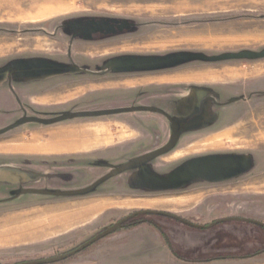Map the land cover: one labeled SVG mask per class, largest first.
I'll use <instances>...</instances> for the list:
<instances>
[{
    "label": "rangeland",
    "instance_id": "1",
    "mask_svg": "<svg viewBox=\"0 0 264 264\" xmlns=\"http://www.w3.org/2000/svg\"><path fill=\"white\" fill-rule=\"evenodd\" d=\"M263 49L264 0H0V130L10 127L0 133V143L104 124L89 130L95 139L87 148L93 150L0 157L14 185L0 209V264L60 255L139 210L200 225L234 215L264 223V58H209ZM68 67L109 71L88 76L63 69ZM163 75L160 80L189 82L149 88L144 83L139 89L118 83ZM217 89H231L222 92V100L240 93L253 94L252 100L222 108L206 127L184 130L180 143L146 168H128L91 189L113 169L159 145L162 141L154 144L152 136L167 133L162 119L123 112L53 124L18 122L131 106L161 107L182 116L195 113ZM211 164L229 171L215 177ZM187 165H198L195 176L176 181V171ZM99 199L104 208L96 210ZM219 213L226 216H208ZM203 214L208 217L200 218ZM144 218L163 227L173 245L182 242L174 250L186 258L201 256V244H195L204 241L201 232L218 229L199 231L155 215ZM233 225L255 231L241 233L239 243L264 247L257 226L217 227ZM171 254L157 231L142 223L51 264H173Z\"/></svg>",
    "mask_w": 264,
    "mask_h": 264
},
{
    "label": "crops",
    "instance_id": "2",
    "mask_svg": "<svg viewBox=\"0 0 264 264\" xmlns=\"http://www.w3.org/2000/svg\"><path fill=\"white\" fill-rule=\"evenodd\" d=\"M114 65H111L113 68ZM83 71H77L78 73H83L88 76L103 75L109 71V68L94 69H84ZM166 76L155 77L154 80L146 81L138 79H127L123 82L126 83L125 86L128 89H139L144 86L147 88L155 85L163 84H177L179 82H189V81H169L160 80ZM138 85V87H137ZM129 113V112H128ZM93 125V126H89ZM88 127L81 128H67L56 131H49L46 137L39 134H33L29 139H18L15 141H6L0 143V157H5L7 159L14 158L24 153H69V152H84L93 149H88L87 147L94 142L93 133L94 126L99 128H104L103 123H92L87 124ZM89 130H92L89 131ZM95 149V148H94ZM13 176L8 172L5 166H0V209L2 205L7 204V193L9 189H13L12 183ZM141 205H153V203L143 202ZM104 200L99 199L93 204V208L96 210L103 209ZM213 217H225V213H219L217 215H208ZM207 215H201L205 219ZM199 218V217H198ZM247 225H233L232 227L223 226L216 227L218 229H213L208 232H201L202 237H206L207 241H195V244L199 245V250L201 256H196L192 258L193 260H186L174 257L170 260L173 264H264V251L257 252L262 246L256 243L243 244L239 243L241 233H255L251 229H246ZM235 228V230H233ZM219 231L228 232L223 234L222 237L218 238L213 236V234ZM236 237V242L232 243L230 240ZM205 242V243H203ZM203 244V245H202ZM257 253H256V252ZM251 253L249 256L247 254ZM173 256V255H172ZM195 259V260H194ZM197 259V260H196Z\"/></svg>",
    "mask_w": 264,
    "mask_h": 264
},
{
    "label": "flooded vegetation",
    "instance_id": "3",
    "mask_svg": "<svg viewBox=\"0 0 264 264\" xmlns=\"http://www.w3.org/2000/svg\"><path fill=\"white\" fill-rule=\"evenodd\" d=\"M225 90L229 92L231 89H224V90L223 89H217V91H214V92H210L209 91L210 93H209V95H206V98H204L205 100H202L198 104V108H197L196 112H201L200 114L195 112V113H192V114H185V115H182V116L181 115H175V114L171 113V111H168L165 108L155 107V106H145V107H155V108L161 110L163 113L150 112V111L129 112V113H136V112L152 113L154 116H157V117L162 119L163 123L165 124V127L168 130V131H166L167 133L165 134V136H161V135L152 136V142L154 144L157 143V141H160V140L162 141L159 145L156 144V146H154V148H152L151 150H148V151H146V152H144V153H142L140 155L134 156L132 159H130L129 162L139 158L140 156H142V155H144L146 153H150V152H153L155 150H158V149H161L163 147H166L172 141L173 135L176 134V137L173 140L171 148L165 154L171 152L180 143V139L182 138V135H183L182 133H183L184 130L191 129V128H194L196 126L198 127V126H201V125H203V127H206L205 123H209V122L215 120L216 118L220 117V116H218L219 113H217V112H219V110H221L222 108L223 109L228 108V110H229V108L233 104H236L237 102H248V101L252 100V95L253 94L250 95V97H242V95H241L242 93H240L239 94L240 96L237 97V98L228 99V100H222L221 99L222 92H224ZM240 92H242V91H240ZM255 93H257V92H255ZM131 107H140V106H131ZM79 112H85V111H79ZM73 113H78V112H73ZM191 131H194V130H191ZM162 138H164V139H162ZM231 157H236V156H231ZM237 158H239V159H237ZM237 158H236L237 160H242L241 163L245 162V161L243 162L242 157H237ZM246 158H248V157L245 156L244 159H246ZM148 162H144V163H141V164L143 165L144 168H146L145 165ZM238 163H240V162H237V164ZM137 167H140V165L137 166ZM240 170H241V168L237 172H240ZM228 171H229L228 167L219 165V166H217V169L214 172L210 173V174L215 176V177H219L221 175H223V176L226 175L227 174L226 172H228ZM226 180H229V179H226ZM149 215H153V214H143V215L134 216V217L130 218L129 220H127L125 223H123L121 228L136 227L137 224L141 225L142 223L143 224H145V223L149 224L160 235V237L163 240V243H164L165 247L168 248V249H171V253H172L171 255H173V257L180 258V259H186V260H193L192 258H188V257L186 258L185 256H183L181 254H177L175 252L174 248L176 246H180L182 244V242L175 243V245H173L171 243V239H170L169 233L167 231H165V229L163 227H160L154 221H150V220H147V219L144 218L145 216H149ZM155 216L163 217L165 219H168V220L174 221L176 223H179L182 226H185V227H188V228L194 229V230H199V231H204V230L206 231V230H209L211 228H215L218 225L220 226L223 223H229V222H223V223H218V224L214 225L211 228L197 229L195 227H192V226H189V225L183 223L181 220H185V219H183V218H181L180 216H177V215L170 214L169 216H165V215H155ZM230 217L248 218V219L255 220V219H253L251 217H246L244 215L243 216L242 215H234V216H230ZM186 221H188V220H186ZM256 221H258V220H256ZM188 222L193 223V224H197L196 222H192V221H188ZM231 223H246V222L231 221ZM246 224H251L253 226H257L264 233V223H263L262 227L258 226V225H254L252 223H246ZM197 225H200V224H197ZM225 233L228 234V232L219 231L218 233L213 234V236H215V237L217 236L218 238H220ZM182 237H184V236H182ZM201 239L204 240V241H207L206 237H202ZM262 251H264V247L259 249V252H262ZM76 254H74V255H76ZM250 254L251 253L245 255V257L249 256Z\"/></svg>",
    "mask_w": 264,
    "mask_h": 264
},
{
    "label": "water",
    "instance_id": "4",
    "mask_svg": "<svg viewBox=\"0 0 264 264\" xmlns=\"http://www.w3.org/2000/svg\"><path fill=\"white\" fill-rule=\"evenodd\" d=\"M211 60H229V59H244V58H251V59H256V58H264V49L258 52H254V51H241L238 53H224L221 55H217V56H211L209 57ZM166 62L165 64L168 63V61H163V63ZM66 70H70V71H83L81 68L78 67H68V68H63ZM135 111H150V112H157V113H163L161 110L155 108V107H145V106H140V107H128V108H120V109H113V110H108V111H94V112H90V111H85V112H78V113H65L63 115H60L58 117H54V118H50V119H42V118H35V117H22L18 122L19 123H27V122H33V123H42V124H53V123H57L60 121H64V120H69V119H74L77 117H94V116H100V115H107V114H116V113H123V112H135ZM10 128V127H8ZM8 128L4 129V130H0V133L3 131H6ZM176 134L173 135L172 141L166 146L163 147L161 149L155 150L153 152L150 153H146L142 156H140L139 158L128 162L125 165L120 166L117 169H113L110 173H108L107 175H105L104 177L100 178L98 181H96L93 185H91L90 187H88L89 189L93 188L95 186V184H98L99 182L116 175L117 173L124 171L128 168H133V167H137V166H141V168H143V165L141 163L144 162H148L152 159H155L163 154H165L172 146L173 140L175 139ZM187 166H182L181 168L178 169V171H176V175H175V180L179 181V180H183L185 178H188L190 175H194L197 172L196 168L198 165L196 166H192V167H188ZM217 166L219 165H213L211 164V166H208L210 168H212V172H214L217 169ZM220 170V169H219ZM211 175V174H210ZM170 179V178H169ZM168 178H166V180L164 181L165 183H169ZM88 190V189H87ZM27 192H41V191H27ZM58 194V193H56ZM143 214H153V215H165V216H169L170 214L162 212V211H153V210H139V211H135L129 215H127L126 217L116 221L115 223L111 224L109 227L103 229L102 231L98 232L97 234H95L94 236H92L91 238H89L88 240L84 241L82 244H80L79 246L75 247L72 250H69L67 252H64L60 255L57 256H52V257H47V258H41V259H36V260H26V261H20L17 262L15 264H51V263H56V262H60L63 261L71 256H73L74 254L82 251L83 249L87 248L88 246H90L91 244L95 243L96 241H98L99 239L114 233L115 231L119 230L123 223H125L127 220H129L130 218L137 216V215H143ZM183 223L195 227L197 229H203V228H211L214 225L218 224V223H223V222H231V221H242V222H246V223H252L254 225H258V226H263L262 222L256 221V220H252V219H248V218H239V217H228V218H222V219H218L213 221L212 223L206 224V225H197V224H193L190 223L186 220H181Z\"/></svg>",
    "mask_w": 264,
    "mask_h": 264
},
{
    "label": "trees",
    "instance_id": "5",
    "mask_svg": "<svg viewBox=\"0 0 264 264\" xmlns=\"http://www.w3.org/2000/svg\"><path fill=\"white\" fill-rule=\"evenodd\" d=\"M255 252H256V251H255ZM257 252H259V250H257ZM257 252H256V253H257Z\"/></svg>",
    "mask_w": 264,
    "mask_h": 264
}]
</instances>
